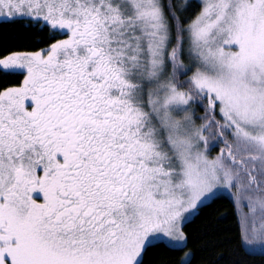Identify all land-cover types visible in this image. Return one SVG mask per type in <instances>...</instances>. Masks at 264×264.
<instances>
[{"label": "snow or ice", "instance_id": "1", "mask_svg": "<svg viewBox=\"0 0 264 264\" xmlns=\"http://www.w3.org/2000/svg\"><path fill=\"white\" fill-rule=\"evenodd\" d=\"M0 21L25 34L0 46V264H195L224 196L231 264H264V0H0Z\"/></svg>", "mask_w": 264, "mask_h": 264}, {"label": "trees", "instance_id": "2", "mask_svg": "<svg viewBox=\"0 0 264 264\" xmlns=\"http://www.w3.org/2000/svg\"><path fill=\"white\" fill-rule=\"evenodd\" d=\"M25 39L23 30L0 22V46L20 44ZM234 228L232 204L227 196L219 199L211 210L205 212L198 220L189 226L192 236L191 247L196 254L195 264H231L238 257L234 246L228 243L231 229ZM151 259L155 264H167L168 256L163 252L153 253ZM249 264H261V257L257 255Z\"/></svg>", "mask_w": 264, "mask_h": 264}, {"label": "flooded vegetation", "instance_id": "3", "mask_svg": "<svg viewBox=\"0 0 264 264\" xmlns=\"http://www.w3.org/2000/svg\"><path fill=\"white\" fill-rule=\"evenodd\" d=\"M1 22V21H0Z\"/></svg>", "mask_w": 264, "mask_h": 264}]
</instances>
